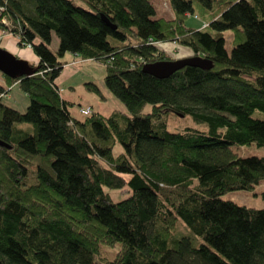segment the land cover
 I'll use <instances>...</instances> for the list:
<instances>
[{
    "label": "trees",
    "instance_id": "16d2710c",
    "mask_svg": "<svg viewBox=\"0 0 264 264\" xmlns=\"http://www.w3.org/2000/svg\"><path fill=\"white\" fill-rule=\"evenodd\" d=\"M166 1L172 19L151 0H0V30L38 58L28 77L0 73V264H97L117 244L104 264H264V208L222 199L264 181V156L232 150L264 146V0ZM171 41L212 68L142 72ZM65 54L103 65L125 111L73 118L55 85ZM168 115L204 127L169 132Z\"/></svg>",
    "mask_w": 264,
    "mask_h": 264
},
{
    "label": "rangeland",
    "instance_id": "374dc122",
    "mask_svg": "<svg viewBox=\"0 0 264 264\" xmlns=\"http://www.w3.org/2000/svg\"><path fill=\"white\" fill-rule=\"evenodd\" d=\"M152 4L154 5V7L156 6L158 9H161L160 10L162 12L160 13L161 15L164 16L165 14H169L167 10L168 6L165 1L152 0ZM185 24L188 27H192L195 24V21H193L192 19H187ZM2 34L3 35H0V41L4 37L5 39L6 37H8V39H11L14 42L17 41L18 43V38L13 36L12 34L4 31H2ZM222 35L225 39V49L229 54L232 48L233 33L232 31H225L222 33ZM158 45H156L158 51H161L164 55L166 54L170 56L174 60L185 59L194 56L189 49L184 48L183 46L173 41L158 43ZM3 46L4 45L0 43V47L3 48ZM57 46H58L57 38L53 36L49 49L54 53L57 50ZM24 48L28 49L29 46H26ZM11 54H13L15 57L18 58L16 54L14 53ZM66 55L70 56L71 54H66ZM63 60L66 61L65 58L60 59V61ZM68 69L70 68H66L64 70L63 76L66 73H68ZM105 75H106L105 67L100 63L94 61H85L84 64L81 66V68L77 70L74 81L68 83V84L72 83L73 90L71 89L67 90L69 92L67 93L68 99H66L70 103L68 110L73 118H75L76 120H84L83 115L86 114H84L83 111H88V109H82V107H89V106L93 109L92 111L99 112L101 116H106L115 110L125 111L124 106L105 88L104 86ZM89 83L95 86L100 96H103L101 100L97 96H95L96 94L92 93L88 89V85L86 84ZM91 97L94 98L92 99ZM14 101L15 100L11 96V99L8 101L7 104L9 106H13L10 102L14 103ZM253 116L256 118H261V115L257 113L253 114ZM167 117L168 119L166 126L169 132L182 131L185 127H195L197 129H201L204 127V125L194 123L190 117L180 118L172 115H168ZM232 150L241 157L264 156V146L260 148L254 145L234 146L232 147ZM263 191H264V181H261L251 191H230L224 194L222 196V199L230 200L240 206L260 209V208H264V199L261 197V193ZM111 194L114 200H119L121 198V196L118 195L116 192H111ZM178 226L179 228L177 230ZM174 233L176 234L175 236L177 238H180L182 236L192 235L190 230L180 220L176 224ZM119 248H120L119 244L115 245L114 247L100 245L99 253L94 257L95 262L97 264H104L105 261L111 260L115 256Z\"/></svg>",
    "mask_w": 264,
    "mask_h": 264
},
{
    "label": "water",
    "instance_id": "95a60500",
    "mask_svg": "<svg viewBox=\"0 0 264 264\" xmlns=\"http://www.w3.org/2000/svg\"><path fill=\"white\" fill-rule=\"evenodd\" d=\"M102 20L108 24L112 29L115 26H111L105 18ZM184 67H195L202 70H209L212 68V63L200 57H190L185 59H177L172 61H161L152 64H147L142 67V72L149 74L158 79L169 77L172 73L180 70ZM34 71L26 60L15 57L9 51L0 47V73L3 75L15 79L19 77H28ZM0 146L10 148L9 145L0 142Z\"/></svg>",
    "mask_w": 264,
    "mask_h": 264
},
{
    "label": "crops",
    "instance_id": "0c3cea01",
    "mask_svg": "<svg viewBox=\"0 0 264 264\" xmlns=\"http://www.w3.org/2000/svg\"><path fill=\"white\" fill-rule=\"evenodd\" d=\"M166 2L167 4V10L169 12V14H165L164 16L161 15L160 13H162L160 10L161 9H158L156 6L154 7V5L152 4V0H151V4L155 10V17L156 18H166V19H172L173 18V13H172V10L169 6V3L166 1V0H163ZM166 16V17H165ZM187 19H192L193 21H195V24L192 26V27H189V28H192L194 30H199V29H202L206 26V23L203 22L200 18H197L196 16H190L188 17ZM186 19V20H187ZM187 26V25H186ZM0 35H3L2 34V31L0 30ZM233 36V35H232ZM4 39V40H3ZM0 43H2L4 46H3V49L11 52V53H14L18 56V58L20 57V59H23V60H26L28 61L29 64L31 65H36L38 63V58L33 54L31 48L29 47L28 49L27 48H24V47H20L17 45V41H12L11 39H8V37H5L3 38ZM154 47L157 49V46L154 45ZM184 47V46H183ZM23 48V49H22ZM184 48H187V47H184ZM189 49V48H187ZM158 50V49H157ZM190 50V49H189ZM191 51V50H190ZM192 52V51H191ZM166 55V54H165ZM168 56V55H167ZM170 57V56H168ZM194 57V56H193ZM198 57V56H197ZM66 59V61H62L63 63V68H62V71L59 75V77L55 80V85L57 86V89L59 90V94H60V97L64 100L68 99L67 97V93L69 91H67L68 89H72L73 85L72 83L68 84L69 82H73L74 81V78H75V75H76V72L79 68H81V66L84 64L85 61H82L80 60L78 57L74 56V55H70V56H67L66 54L64 55V57ZM62 58V59H63ZM171 58V57H170ZM201 58V57H200ZM174 60L173 58H171V61ZM66 68H70L68 69V73H66L64 76H63V73H64V70ZM72 80V81H71ZM0 83H2V79L0 77ZM93 93V92H92ZM97 96L98 98L102 97L103 96H98V95H95ZM92 99L94 97H91ZM11 98L9 97L8 100H10ZM100 99V98H99ZM100 99V100H101ZM82 109H90L93 110L90 106L89 107H82ZM80 111V110H79ZM96 113L99 114V112L97 111H94Z\"/></svg>",
    "mask_w": 264,
    "mask_h": 264
},
{
    "label": "built area",
    "instance_id": "2783aa9c",
    "mask_svg": "<svg viewBox=\"0 0 264 264\" xmlns=\"http://www.w3.org/2000/svg\"><path fill=\"white\" fill-rule=\"evenodd\" d=\"M153 45L156 46V45H158V43H157V44H153ZM158 46H159V45H158ZM83 113H84V114H88V113H89V110H88V111H83Z\"/></svg>",
    "mask_w": 264,
    "mask_h": 264
}]
</instances>
